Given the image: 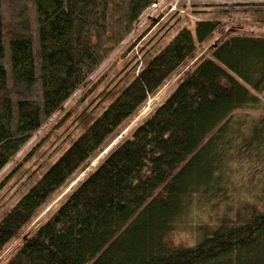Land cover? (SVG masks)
Segmentation results:
<instances>
[{
  "label": "trees",
  "instance_id": "obj_1",
  "mask_svg": "<svg viewBox=\"0 0 264 264\" xmlns=\"http://www.w3.org/2000/svg\"><path fill=\"white\" fill-rule=\"evenodd\" d=\"M157 1L0 0V172L123 48L122 70L93 81L49 130L53 139L33 144L0 188L27 178L24 166L61 140L68 131L60 126L105 81L107 90L124 71L132 75L0 220L1 254L101 157L1 264H264V0H177L194 21L177 9L126 43ZM180 20L167 45L153 42ZM206 45L207 54L189 66Z\"/></svg>",
  "mask_w": 264,
  "mask_h": 264
},
{
  "label": "rangeland",
  "instance_id": "obj_2",
  "mask_svg": "<svg viewBox=\"0 0 264 264\" xmlns=\"http://www.w3.org/2000/svg\"><path fill=\"white\" fill-rule=\"evenodd\" d=\"M177 0H158L156 3V7L150 6L146 13L140 18V20L137 21L134 32L129 36L128 40H126V43H131L136 41V37L138 36L141 31L149 27L150 21L153 20L154 24L158 22V25L163 23L165 20L169 18L168 15L170 13H173L175 10L178 9V16H185L187 19L194 21L195 16H192L188 13V10L179 9L176 7ZM181 1V0H179ZM186 2V4H190L194 1H225V0H183ZM162 17V19H160ZM177 19V18H176ZM178 25H173L169 28V25L165 26L163 30H161L158 35L153 39V42H155L159 37V45L160 47H164L168 44L170 39L175 36V34L178 32L179 28H182L184 26V22L182 20L179 21ZM156 24V26H158ZM155 26V27H156ZM168 30L164 35L163 32L165 30ZM155 28L149 32L147 38L154 33ZM148 32V31H147ZM146 32V33H147ZM161 37H160V36ZM141 44H138V46ZM139 49V47H138ZM138 49H135L133 54L137 53ZM209 49V46L206 45L205 47H200L194 57L192 58V62L189 64V66H193L202 56H205L207 54V50ZM123 48H120L116 51L114 56H111L108 58L103 65L96 71V73L90 78V80L84 84L63 106L62 108L56 112L49 120L48 122L41 128L39 132H37L30 140L29 142L15 155V157L12 159V161L6 165V167L0 172V180L3 179V177L10 171L13 165L20 161L21 157L30 149V147L35 144L36 142L40 141L43 138L53 139L51 136V133L49 134V130L54 128V125L57 123V121L61 118H63L67 111L70 109L71 105L75 103L78 97L83 95V93L86 91V89L90 86V84L97 80L105 71H111V74L109 77L115 73L119 72L123 68V62L117 60L119 55L122 53ZM138 55L139 52L137 53ZM137 55V57H139ZM130 57V56H129ZM187 68V67H186ZM185 68V69H186ZM111 69H114L113 72ZM182 70L178 75L175 76V78L168 83L166 86H164L155 96L150 98L146 105L137 113L136 117L131 121L130 124L124 129V131L118 136L116 141L121 140L122 138L126 137L127 134L141 121H143L144 118L160 103V101L171 91L177 81H179L186 71ZM132 78L131 73L129 70L124 71V73H121V75L116 76L110 83L107 85L109 89H105L104 85L105 83L94 93L92 97L87 99L84 104L72 114L71 117H68L67 120L60 126V128H63L65 131L68 132L65 134H62L61 140H58L56 144L50 145L42 149H40V153L38 155V158L35 160H30L29 163H27L24 166V170L28 169V176L27 178H24L22 182H18L17 184H14L17 177H14L9 183H5L3 187L0 188V220L3 218V216L11 209L13 206L21 199V197L26 194L29 189L47 172V170L50 168L51 165H53L57 159L61 156V154L71 145V143L84 131V129L87 127V125L92 122L108 105L109 103L117 97V95L125 88V86L130 82ZM109 79V78H108ZM107 79V80H108ZM106 91V94L104 96H101L102 92ZM93 97H96L93 102H91V99ZM102 99L101 103L98 105L97 109L92 112V110H88L86 112H82V107H85L86 105L94 104L95 101L97 103V100ZM96 105V104H95ZM79 118L77 119V117ZM78 120V126L75 127L76 124L75 121ZM85 122V123H84ZM79 123L81 125L79 126ZM74 125V126H73ZM68 126V127H67ZM67 129H66V128ZM60 135V132L56 133V136ZM46 139L43 143L45 144L46 141H49ZM43 144V145H44ZM112 144V145H113ZM101 157L99 156L96 160H94L92 163L89 164V166L79 175L76 177V179L70 183L56 198L52 200V202L45 207V209L40 213V215L32 222L31 225L27 227V229L18 237L16 238L9 246L2 251L0 254V264L5 261L9 256H11L15 250L19 247L21 244V241L23 239V236L27 232H33L49 215V213L56 208L60 202L63 200L65 195L71 190V188L76 185L79 181H81L97 164L98 160ZM16 183V182H15Z\"/></svg>",
  "mask_w": 264,
  "mask_h": 264
},
{
  "label": "built area",
  "instance_id": "obj_3",
  "mask_svg": "<svg viewBox=\"0 0 264 264\" xmlns=\"http://www.w3.org/2000/svg\"><path fill=\"white\" fill-rule=\"evenodd\" d=\"M152 6H153V7H156V5H155V4H153Z\"/></svg>",
  "mask_w": 264,
  "mask_h": 264
}]
</instances>
